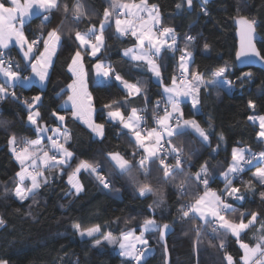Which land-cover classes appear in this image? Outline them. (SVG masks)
Listing matches in <instances>:
<instances>
[{"label":"snow or ice","instance_id":"obj_1","mask_svg":"<svg viewBox=\"0 0 264 264\" xmlns=\"http://www.w3.org/2000/svg\"><path fill=\"white\" fill-rule=\"evenodd\" d=\"M104 2L107 6L103 7L102 15L97 10L93 20L90 16L92 9L88 7L86 0H0V77L4 78L3 82H0V104L11 100L21 106L26 114L21 118V123L25 125L26 131L35 136L30 138L19 135L13 127L15 116L12 119L4 118L3 110H0V131L7 135L9 151L19 165L12 179L13 187L5 185L3 195L13 196L21 204L29 199L32 200V204H36L35 198L41 189H47L53 181H64L66 174L68 187L64 195L78 197L85 190L81 179L82 173L93 177L107 194L113 190L119 191L115 189L113 181L124 177L139 198H146L148 195L158 196V199L148 206V210L155 213L159 209L163 219V212L166 210L165 194L164 192L158 194L161 188L153 185L151 180V166L156 164V171L161 174L156 177L157 185L174 187L180 197L187 195L193 186L195 189L191 199L177 208L173 215V223L178 221L190 224L189 231L195 233L197 242L207 238L210 247H215L218 252L223 253L221 264H264V222H261L264 221V212L241 211L237 217V208L233 204L234 201L244 202L249 193L255 196L258 192L260 204L264 206V150L251 153L250 149L233 146L231 159L226 161L227 168L219 173L223 188L214 190L211 184L217 181V177L210 172L209 161L205 160L198 169L193 170L191 158L194 152L188 150L184 144L174 143L175 139L185 135L190 129L197 134L202 144H210L208 131L195 118H185L181 98H188L192 108L197 109L202 102V90L207 91L209 86L217 85L218 79L225 78L231 71L228 62L210 73L207 70L201 72L199 68L193 69L194 52L190 47L197 37L185 35L184 46L180 47L176 29L163 24L161 6L157 3H150V0L138 2L104 0ZM207 3L208 0H201L199 14L209 15ZM184 4L190 9L193 0H182V3H177L175 7L179 10ZM33 7L40 9L43 21L39 35L30 36L25 32L24 23ZM57 12L61 13L63 18L57 25L47 28L52 20V14ZM236 13L232 17L238 37L236 61L245 57H255L264 63V48L258 47L257 44V40L260 39L257 32L260 22L240 14L239 7ZM85 19L89 21V25H86V30H81L79 24ZM113 26V34L117 38L130 37L133 40V46L123 50V57L140 62L136 66L146 64L147 71L159 82L162 89L161 99L156 103L164 104L163 114H158L157 108L153 109L152 127L142 126L146 117L140 112L145 109L132 107L128 115L122 111V108L132 103L130 98L133 97L143 96L147 106L149 103L147 87L141 85L139 81L130 82L112 63L101 58L102 53L108 48L106 29ZM65 29L67 40L70 42V52L66 60L67 72L71 75L66 89L62 88L56 96L59 98L66 92L64 103L71 104L72 120L84 125L98 138L96 141L98 143H103L108 125L119 126L118 135L130 136L129 143L134 148L131 154L118 150L107 152L100 150L98 155L102 160L78 159L76 153L71 150L72 136L65 126L66 115L54 109L50 113V118H55L59 123L51 126L39 111L43 93L29 99L22 98L15 91L18 83L31 81L33 77L41 85L50 80L54 57L65 40ZM12 41L19 48L23 63L7 55L5 50L9 49ZM209 48L210 45L205 42L203 50L207 51ZM165 50L175 59L170 79L163 75L167 66L163 62H158L163 60ZM177 52L178 57L175 55ZM89 58L92 60L91 72L96 77H102L106 81L114 79L126 92L123 99H112L102 105L104 122H97L94 119L96 112L94 97L88 90L89 67L86 60ZM29 68L30 74L24 75ZM251 77V72H244L237 79L243 81L250 80ZM224 85L231 88L233 82L225 78ZM247 107L255 109L256 104L249 100ZM247 119L259 122V131L256 135L264 139V115H249ZM211 127L210 124L209 129ZM124 130H127V133ZM224 139L221 133L218 144ZM217 151L218 148L212 149L213 153ZM246 152L249 155L246 156ZM77 159L75 167L68 172L67 169L71 168ZM257 159L262 162L261 166L257 167L247 180L240 179L245 166L253 165V161ZM171 160H174V163L170 162ZM105 163L110 169L107 175L104 174ZM53 169H59V172L53 174ZM237 179H240L239 186L235 183ZM201 186L203 191H200ZM257 223L260 227L251 238L255 243L245 242L243 235L255 228ZM3 225L5 220L0 218V226ZM72 227L81 238H94L97 234H102L103 240L109 245H118L120 257L140 264L148 248L145 233L158 230L160 239L164 240L171 226L168 223L161 226L155 218L148 217L139 225V234L132 230H123L119 237L113 236L110 232L102 233V226L99 224L82 228L81 224L76 222ZM229 235L234 238L242 252L239 260H236L228 250ZM101 244V239H94L92 246L97 247ZM137 244L143 247L138 248ZM167 251L165 247V254ZM0 264H9V261L0 258Z\"/></svg>","mask_w":264,"mask_h":264},{"label":"trees","instance_id":"obj_2","mask_svg":"<svg viewBox=\"0 0 264 264\" xmlns=\"http://www.w3.org/2000/svg\"><path fill=\"white\" fill-rule=\"evenodd\" d=\"M86 3L92 9L90 16L93 20H95V12L99 10L102 15L103 7L107 6L104 0H86ZM150 3H157L161 6L163 24L176 29L180 47L184 46L183 37L185 35L190 34L197 37L190 47V50L194 52L193 69L199 68L201 72L207 70L210 73L218 66L224 65L225 62H228L231 67V71L226 74L225 78L233 82L232 89L227 90L217 84L209 86L207 91L202 90V102L198 105L196 112L191 109L188 102L181 105L185 118H195L208 131L210 144L204 145L199 137L188 133L174 141L176 144H184L188 150L194 152L191 158L193 170L198 169L201 163L208 160L211 165L210 172L217 177V181L212 183L211 187L223 188L219 173L227 168L226 161L230 159L233 146L247 145L258 153L264 150V142L256 135L258 132L256 124L247 119L249 115L259 114L264 110V87H262L264 71L255 67L240 69L235 66L233 59L235 52L234 21L232 19L237 14V7L240 8V14L257 19L260 22L257 28L260 39L257 40V44L258 47L264 48V0H239V4L238 0H212L206 5L209 11L208 16L199 14L201 7L199 0H193L190 10L186 9L185 4L181 9H176L175 5L182 3V0H150ZM62 18L61 13H53L47 28L57 25ZM42 21V13L33 15L24 23L25 32L30 36L39 35ZM96 23L98 25V20ZM86 25H89L87 19L79 24V28L86 30ZM113 33V27L106 29L108 48L102 53L101 58H109L110 63L130 82L139 81L141 85L146 86L149 97L147 106L143 96L130 98L132 103L122 110L126 112L132 107L145 109L140 113L146 114L147 125L151 124L150 116H153L155 103L161 99L160 85L152 82L144 65L136 66L139 63L123 57L121 50L133 44V40L130 37L117 38ZM205 42L210 45L207 51L203 50ZM69 44L67 29H65V40L54 57L50 80L46 81L43 87L34 83L17 84L15 91L22 98L29 99L36 94L43 93L42 101L39 102V111L51 126L57 124L55 118H50V113L54 109L66 115L65 126L72 136L71 150L76 153L78 159L102 160L98 155L100 150L105 152L118 150L121 153L131 154L134 148L129 143L130 136L118 135L119 126L108 125L103 143H98L96 142L98 139H94L85 126L72 120L69 109L59 106L66 92L59 98L56 93L62 88L66 89V85L70 82L71 74L67 72L66 64L70 52ZM5 51L11 58L23 63L15 47L12 46ZM175 55L178 57L179 52ZM158 62H163L167 66L163 75L170 79L173 74L172 65L175 63L173 55L165 50L163 60ZM91 63L90 58L86 60L89 67L88 88L94 97L95 107L102 108L105 102L112 99H123L126 92L114 79L101 83L95 80L90 69ZM245 71L252 73L251 80H238L237 78ZM249 100L255 102V109L247 107ZM157 109L158 114L163 110L162 107ZM0 110H3L4 118L12 119L15 116L13 127L19 135L35 138L34 134L26 131L25 125L21 123V118L26 115L21 106L7 100L0 104ZM210 124L212 127L209 129ZM124 132L127 133L126 130ZM221 133L225 139L218 144V137ZM213 148H218V151L213 153ZM78 159L72 163L71 168L67 169L68 172L72 171ZM170 162L174 163V160ZM258 163L262 162L259 161L245 168L240 179L247 180L251 177V172ZM151 167L153 185L161 188L158 194L163 192L165 194L166 210L163 212V219L159 209L155 213L148 210V206L157 200L158 196L148 195L146 198H139L124 177L113 181L115 189L119 191L113 190L106 194L93 177L82 173L81 179L85 190L77 197L64 195L68 187L65 174L64 181H53L47 189H41L35 198L36 204H32L31 199L21 204L13 196L3 195L5 185L9 188L13 187L12 179L18 169V164L9 151L7 135L0 131V218L5 220V225L0 226V258L7 259L9 264H135V262L120 257L116 246L106 243L102 234H97L94 238H81L72 225L78 222L82 228H87L99 224L102 226V233L110 232L113 236H119L123 230L139 231V225L143 220L153 217L159 225L170 224L173 231L165 239L164 245L157 239L158 230L146 232L148 244L153 250L140 264H164L165 247L168 250L169 264H221L223 253L218 252L215 247H210L207 238L197 242L195 233L189 231L190 224H182L178 221L173 223V215L180 204L191 199V194L195 190L194 186L189 189L187 195L180 197L174 187L157 185L156 177L161 174L156 171V164ZM58 172L59 169L52 170L53 174ZM109 172L110 169L105 163L104 174L107 175ZM240 179L235 181L237 186L240 185ZM200 191H203L202 186ZM233 204L237 208V217L241 211L264 212L258 192L255 196L249 193L244 202L236 201ZM61 205L64 207L62 208ZM259 227L260 224L257 223L255 228L248 230L243 235L244 241L255 243L251 238ZM94 239H101L102 244L93 247ZM227 239L229 252L236 260H239L242 255L241 250L234 238L229 235Z\"/></svg>","mask_w":264,"mask_h":264},{"label":"crops","instance_id":"obj_3","mask_svg":"<svg viewBox=\"0 0 264 264\" xmlns=\"http://www.w3.org/2000/svg\"><path fill=\"white\" fill-rule=\"evenodd\" d=\"M137 2H138V0H137ZM41 13V11H40V9H38V8H36V7H33L32 9H31V11H30V15L28 16V17H26L25 18V21L26 20H28L30 17H32L33 15H37V14H40ZM113 28H114V26H113ZM15 47L16 49H17V51L19 52V54H20V51H19V48L15 45V42L14 41H12V42H10V44H9V48L10 47ZM133 46V44H131L130 46H128V47H132ZM128 47H125L124 49H126V48H128ZM124 49H122L121 50V53H123V50ZM20 56L22 57V55L20 54ZM126 58H128V59H130V57H126ZM103 60H105L106 62H109L110 63V60H109V58H103ZM131 60V59H130ZM135 62V61H134ZM137 63H140V62H137ZM144 67H145V69L147 70V65L145 64L144 65ZM148 72V71H147ZM30 74V68H29V70L28 71H26V73L24 74V75H29ZM149 74H150V77H151V80H152V82L153 83H156V84H159V82L154 78V77H152V75H151V73L149 72ZM93 75H94V78H95V80L97 81V82H99V83H101V82H103V81H105V79L104 78H102V77H96L95 76V74L93 73ZM3 77H0V82H3ZM31 83H34V84H36V85H38L39 87H43L44 85H41L40 84V82L38 81V80H36L35 79V77H33L32 78V80L31 81H27V82H21V83H18V84H22V85H29V84H31ZM226 89L227 90H229V89H232V88H229V87H226ZM88 90H89V88H88ZM160 91H161V93H162V89H161V87H160ZM67 95V94H66ZM66 95L62 98V100L60 101V104H59V106L60 107H62V108H67V109H69L70 111H71V104L70 103H64V101L66 100ZM186 102H188L189 104H190V106H191V102H190V100L188 99V98H185V97H182L181 98V105H182V103H186ZM162 105H163V110H164V104L162 103ZM95 109H96V112L94 113V119H96L97 120V122H104L103 121V119H102V112H103V109L102 108H96L95 107ZM191 109L194 111V112H196L197 110H198V107H197V109H193L192 108V106H191ZM130 110H131V108L130 109H128L126 112H124L125 113V115H128L129 113H130ZM163 110H162V112L160 113V115H162L163 114ZM123 111V110H122ZM251 115H264V110H263V112H261V113H254V114H251ZM79 122V121H78ZM253 122V121H252ZM59 122L57 121V124H58ZM80 123V122H79ZM254 123L256 124V126H257V128H258V131H259V122L258 121H254ZM56 124V125H57ZM55 126V125H54ZM84 126V125H83ZM152 126H154V124L152 123V124H148V127H152ZM127 131V130H126ZM186 133H188L189 135H195V136H197V134L196 133H194L193 131H191L190 129L189 130H187L186 131ZM49 134H51V133H49ZM92 136H93V138L94 139H98L97 137H95L93 134H92ZM198 137V136H197ZM260 139V138H259ZM263 142H264V139H261ZM44 142L46 143L47 141H46V137H45V139H44ZM237 147H243V148H246V149H250V151L252 150L249 146H247V145H238ZM231 150H232V148H231ZM246 154H248V152H246L245 153V155ZM230 159H231V151H230ZM230 159H229V161H230ZM17 163V162H16ZM254 163V162H253ZM258 164H261V163H258ZM252 173H253V171L251 172V175H252ZM218 188H221V187H215V188H213L214 190L215 189H218ZM234 202H236V201H234ZM151 252V251H150Z\"/></svg>","mask_w":264,"mask_h":264},{"label":"water","instance_id":"obj_4","mask_svg":"<svg viewBox=\"0 0 264 264\" xmlns=\"http://www.w3.org/2000/svg\"><path fill=\"white\" fill-rule=\"evenodd\" d=\"M201 2V0H199ZM212 0H208V3L211 2ZM207 3V4H208ZM185 7L187 10H190L187 5L185 4ZM233 25H234V37H235V51H236V47L238 45V37L236 36V33H235V24L233 22ZM234 64L237 68H240V69H243V68H250V67H255V68H259L261 70L264 71V63H261L260 61L256 60L255 57H245L243 59H241L240 61H236L235 59V52H234ZM164 224V223H163ZM161 224V226L163 225ZM170 225V224H169ZM171 226V225H170ZM173 231V228L172 226L167 230L166 232V236L164 238V240H161L160 239V234H159V231L157 233V239L158 241L164 245L165 243V239L167 238L168 235H170ZM164 254H165V251H164ZM166 261H167V264H169V256H168V253L165 254V257H164V264H166Z\"/></svg>","mask_w":264,"mask_h":264},{"label":"rangeland","instance_id":"obj_5","mask_svg":"<svg viewBox=\"0 0 264 264\" xmlns=\"http://www.w3.org/2000/svg\"><path fill=\"white\" fill-rule=\"evenodd\" d=\"M224 79L225 78H220V79H218V81H217V84H219V85H222L224 88H226V86L224 85ZM145 124V123H144ZM251 151H256V150H251ZM258 153V152H257ZM246 155H249V153L248 154H246ZM260 160L258 159V160H254L253 162V165L254 164H256L257 162H259ZM259 166H261V164H257L254 168H253V172L256 170V168L257 167H259ZM18 169H19V165H18ZM17 169V170H18ZM129 230H132V231H134L133 229H129ZM136 234H139V231H134ZM120 236V235H119ZM119 236H115V237H119ZM145 238L147 239V237H146V235H145ZM148 240V239H147ZM106 242V241H105ZM107 243V242H106ZM112 246V245H111ZM113 246H116V248H117V250L119 251V247H118V245H113ZM137 247L138 248H142L143 246L142 245H139V244H137ZM153 250V248L151 247V246H149V244H148V248H147V251H146V253H145V255L143 256V258H142V260L145 258V256H147V254H149L150 253V251H152Z\"/></svg>","mask_w":264,"mask_h":264},{"label":"built area","instance_id":"obj_6","mask_svg":"<svg viewBox=\"0 0 264 264\" xmlns=\"http://www.w3.org/2000/svg\"><path fill=\"white\" fill-rule=\"evenodd\" d=\"M7 55L10 57V55H9V53H7ZM245 72H248V71H245ZM242 75V74H241ZM251 80V79H250ZM250 80H247V81H250ZM155 107L156 108H163V105H162V103H160L159 105H157V103H155ZM141 115H143V116H145L146 114H144V113H140ZM146 117V116H145ZM150 120H151V124L153 123V116H150ZM147 117H146V120H145V124H143L142 126H144V127H148V125H147ZM251 153H257V151H251ZM247 156V155H246ZM248 166H245V168H247ZM239 202V201H238Z\"/></svg>","mask_w":264,"mask_h":264}]
</instances>
